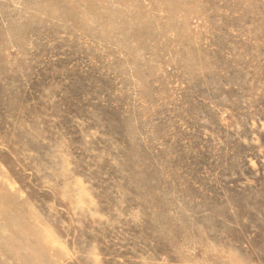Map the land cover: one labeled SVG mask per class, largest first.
Instances as JSON below:
<instances>
[{"label":"rangeland","instance_id":"rangeland-1","mask_svg":"<svg viewBox=\"0 0 264 264\" xmlns=\"http://www.w3.org/2000/svg\"><path fill=\"white\" fill-rule=\"evenodd\" d=\"M0 264H264V0H0Z\"/></svg>","mask_w":264,"mask_h":264}]
</instances>
